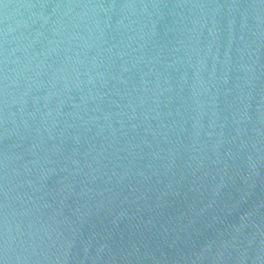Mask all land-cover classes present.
Here are the masks:
<instances>
[{
  "label": "water",
  "instance_id": "95a60500",
  "mask_svg": "<svg viewBox=\"0 0 264 264\" xmlns=\"http://www.w3.org/2000/svg\"><path fill=\"white\" fill-rule=\"evenodd\" d=\"M0 264H264V0H2Z\"/></svg>",
  "mask_w": 264,
  "mask_h": 264
},
{
  "label": "snow or ice",
  "instance_id": "6c2138e0",
  "mask_svg": "<svg viewBox=\"0 0 264 264\" xmlns=\"http://www.w3.org/2000/svg\"><path fill=\"white\" fill-rule=\"evenodd\" d=\"M0 2H2V0H0Z\"/></svg>",
  "mask_w": 264,
  "mask_h": 264
}]
</instances>
